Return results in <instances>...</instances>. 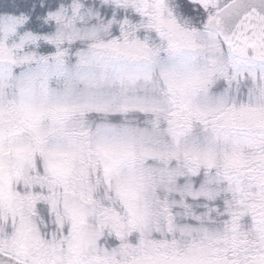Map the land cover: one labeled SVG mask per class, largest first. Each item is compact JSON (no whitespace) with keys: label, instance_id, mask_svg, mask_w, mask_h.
I'll return each mask as SVG.
<instances>
[{"label":"snow or ice","instance_id":"obj_1","mask_svg":"<svg viewBox=\"0 0 264 264\" xmlns=\"http://www.w3.org/2000/svg\"><path fill=\"white\" fill-rule=\"evenodd\" d=\"M0 264H264V0H0Z\"/></svg>","mask_w":264,"mask_h":264}]
</instances>
